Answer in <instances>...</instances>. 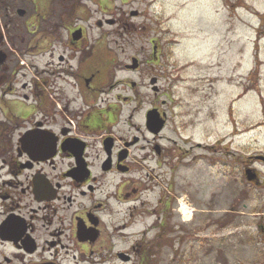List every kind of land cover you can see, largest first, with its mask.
Wrapping results in <instances>:
<instances>
[{"label":"flooded vegetation","instance_id":"1","mask_svg":"<svg viewBox=\"0 0 264 264\" xmlns=\"http://www.w3.org/2000/svg\"><path fill=\"white\" fill-rule=\"evenodd\" d=\"M86 1L99 8L89 10V19ZM105 2L0 0V264H110L113 257L131 263L137 256L144 261L153 252L161 254L156 246L166 240L161 234L166 227H151L132 237L125 233L127 223L115 226L113 222L118 217L114 205L121 197V186L136 170L135 161L143 159L146 178L152 182L161 179V166L169 165L170 139L163 136L170 119L168 91L151 76L149 88L155 97L161 96L160 107L154 101L141 127L134 121L137 111H132L127 133L124 128L118 137L120 108L112 96L114 87L102 91L107 74L97 68L96 73H89L87 63L92 58L84 55L86 24L94 13L108 9ZM105 16L96 21L95 28L126 32L127 43L143 49L152 46L153 62L159 60L155 54L164 42L162 35L156 34L158 40L152 38L146 10H122L120 19ZM151 60L145 50H139L125 67L131 73L148 71L144 65ZM130 84L136 90L137 84ZM152 111L164 122L158 135L151 131L156 130V121L154 127L147 124ZM163 139L164 143L159 141ZM140 146L142 152L136 154ZM194 148L214 147L197 143L185 153L180 151L172 163L180 167L197 163ZM255 157L249 158V167L245 161L246 170L260 163ZM255 171L257 179L252 185L258 186L261 176ZM157 189L154 207L160 209L167 202L161 197V187ZM149 203L130 201L129 220L147 211L152 217ZM122 244L130 248L118 250ZM170 249L180 253L175 246Z\"/></svg>","mask_w":264,"mask_h":264},{"label":"rangeland","instance_id":"2","mask_svg":"<svg viewBox=\"0 0 264 264\" xmlns=\"http://www.w3.org/2000/svg\"><path fill=\"white\" fill-rule=\"evenodd\" d=\"M128 1L125 6L106 0L109 10L94 13L86 24L88 49L84 55L92 58L86 70L107 74L102 91L114 87L112 96L120 108L118 137L124 128L127 133L131 113L137 111L134 121L142 125L150 106L161 97H155L149 88L151 76L168 91L170 119L163 136L170 139L169 165L161 166V179L152 182L146 178L143 159L135 161L136 170L121 186V197L114 205L118 217L113 222L115 226L127 223L124 232L132 237L151 227H166L161 233L166 240L156 246L161 254L153 252L144 261L137 256L131 263L113 257L110 264H264V162L253 167L261 176L258 186L245 175L246 167L251 166L249 158L264 156V0ZM87 4L89 19V10L98 7ZM131 8L150 14L152 38L158 40L156 34L162 35L164 44L155 54L158 61L153 62L152 46L143 49L127 43L126 32L117 35L109 28H95L104 14L117 19L122 10ZM139 50H145L152 60L144 65L148 71L131 73L125 65ZM131 82L137 84L136 90ZM197 143L214 148H194L199 160L191 166L172 163L180 151L185 153ZM142 146L136 148V154L142 152ZM159 186L167 202L160 209L154 207ZM135 199L152 203V217L147 211L129 220L128 203ZM170 245L180 253L174 254ZM128 248L122 244L118 250Z\"/></svg>","mask_w":264,"mask_h":264},{"label":"water","instance_id":"3","mask_svg":"<svg viewBox=\"0 0 264 264\" xmlns=\"http://www.w3.org/2000/svg\"><path fill=\"white\" fill-rule=\"evenodd\" d=\"M155 82H153V84H154ZM154 112L155 111H152V112H150L149 114H148V116H147V124H148V126L150 127H154V121H156V124H157V128H156V130H151L155 135H158L163 129L162 128H164V122H160V121H158V119L157 118H155L154 117ZM257 161H260V162H264V156H262V157H257ZM246 177H247V180L250 182V183H252V182H254L256 179H257V174H256V172L254 171V170H252V169H248V170H246ZM260 229H262V228H260ZM262 232H263V229L261 230Z\"/></svg>","mask_w":264,"mask_h":264},{"label":"bare ground","instance_id":"4","mask_svg":"<svg viewBox=\"0 0 264 264\" xmlns=\"http://www.w3.org/2000/svg\"><path fill=\"white\" fill-rule=\"evenodd\" d=\"M240 86V85H239ZM187 206V205H186ZM185 211V209H183ZM188 217V216H187ZM187 221H190L189 219Z\"/></svg>","mask_w":264,"mask_h":264}]
</instances>
